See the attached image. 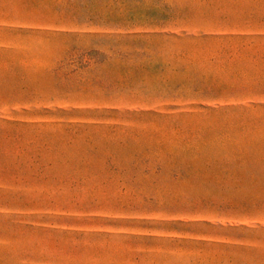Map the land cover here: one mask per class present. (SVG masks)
I'll list each match as a JSON object with an SVG mask.
<instances>
[{"label":"rangeland","instance_id":"1","mask_svg":"<svg viewBox=\"0 0 264 264\" xmlns=\"http://www.w3.org/2000/svg\"><path fill=\"white\" fill-rule=\"evenodd\" d=\"M0 264H264V0H0Z\"/></svg>","mask_w":264,"mask_h":264}]
</instances>
